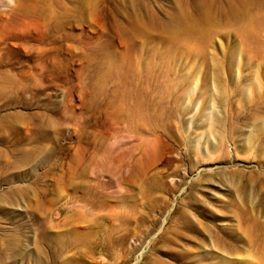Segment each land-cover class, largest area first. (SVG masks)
Instances as JSON below:
<instances>
[{
    "label": "rangeland",
    "instance_id": "1",
    "mask_svg": "<svg viewBox=\"0 0 264 264\" xmlns=\"http://www.w3.org/2000/svg\"><path fill=\"white\" fill-rule=\"evenodd\" d=\"M177 2L0 0V255L45 229L65 264H264V20Z\"/></svg>",
    "mask_w": 264,
    "mask_h": 264
},
{
    "label": "bare ground",
    "instance_id": "2",
    "mask_svg": "<svg viewBox=\"0 0 264 264\" xmlns=\"http://www.w3.org/2000/svg\"><path fill=\"white\" fill-rule=\"evenodd\" d=\"M177 6L179 8L177 7V11H176L177 15L175 17V21L173 24H177L178 26L191 25L192 27H196V26L202 27L205 25H218L221 23H233V24L238 23V22L251 23L252 21H254L255 24H262V22L264 20V18H260L256 15L252 16V14H251V13H255L258 10L264 9V0H191L188 3L182 2L179 0V2H177ZM184 6H186L188 8L192 7V11L189 12L187 9H185ZM243 27H244L243 30H247V28H249L250 26H243ZM201 35L202 34H200L199 37L197 38L198 40L200 39ZM152 100H153V98H152ZM145 113H148L149 115H151L153 113V111L151 110L150 107H147L143 111L142 115H144ZM142 126H145V125L143 124ZM103 158H104V156H103ZM105 160L109 161V159L108 160L105 159ZM126 162H127V160H126ZM126 162H125V164H127ZM128 163H130V162H128ZM100 164L102 165V163H100ZM131 164H132V162H131ZM124 165L122 164V166H124ZM134 165H137V164H134ZM117 168H116V170H117ZM123 168H125V167H123ZM127 168L128 167H126V169ZM101 169H102V167H101ZM98 170H100V169L98 168ZM122 170H124V169H122ZM107 171H108V169H107ZM142 171H144V169H142ZM136 174H138V173H136ZM100 185L97 183L90 190L88 189L90 186L87 188H83L82 191H85L87 189V191H85L83 193V195L81 196L83 201H88V199L90 198V200L92 202H94L96 197L98 195L102 194L100 189L102 190V187H104V186L99 188ZM107 186H108V184H107ZM144 189H145V187H144ZM155 191H153V192H155ZM147 193H149V192H147ZM86 205H88V204H86ZM90 205L92 208L96 207V205L93 203H90ZM120 216H119V219H120ZM84 219L85 218H82V220H84ZM126 221H127V218H123V216H122L121 222L123 223ZM122 223H120V225ZM44 230H42V234H41V242L42 243L41 244H33L32 243L33 247L29 246L31 241H29L28 239L18 240V239L11 237L10 239L5 240V243H6L5 252H9L10 254L8 256L1 254L0 259L2 261H9L10 260V261L14 262L15 259L23 258V260H25V262H27V263L28 262L29 263L34 262L32 264H45V262H44L45 249L47 246L53 245L54 246V248H53L54 263L65 264L66 263L65 258L60 260V259H58V257H59V254H63L65 252H67L69 247H73L70 245L72 244V242H73L72 240L74 239V237H72L68 233H62L59 231H58V233L57 232H54V233H50V232L46 233L45 232L44 233ZM263 244H264V242H263ZM92 245H93V243H92ZM96 250H98V248H93L90 250V252L92 253V252H95ZM105 251H106V249H105ZM92 254H95V253H92ZM29 257H32V259H27Z\"/></svg>",
    "mask_w": 264,
    "mask_h": 264
}]
</instances>
